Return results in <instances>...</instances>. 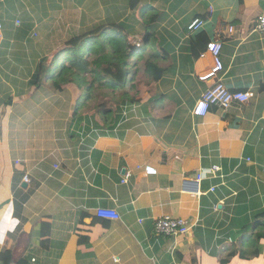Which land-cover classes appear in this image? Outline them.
<instances>
[{"label": "crops", "instance_id": "1", "mask_svg": "<svg viewBox=\"0 0 264 264\" xmlns=\"http://www.w3.org/2000/svg\"><path fill=\"white\" fill-rule=\"evenodd\" d=\"M261 16L264 0H1L0 264H264V240L249 243L264 219ZM109 27L157 51L161 71L145 59L133 99L104 131L73 116L74 86L35 88L61 43ZM199 32L222 43L223 70L208 81L199 77L214 61L200 57ZM218 81L253 97L193 116ZM166 216L189 231L158 235Z\"/></svg>", "mask_w": 264, "mask_h": 264}, {"label": "trees", "instance_id": "2", "mask_svg": "<svg viewBox=\"0 0 264 264\" xmlns=\"http://www.w3.org/2000/svg\"><path fill=\"white\" fill-rule=\"evenodd\" d=\"M149 16L144 19L146 32L140 34L142 42L152 37ZM204 35L199 32L192 39L204 38ZM130 41V37L115 27L99 31L93 28L80 39L71 37L56 48L49 63L45 60L39 66L41 79L35 89L42 90L46 96H57L65 92V87L74 86L79 91V97L72 106L77 121H85L87 127L93 125L104 131L113 129L122 117L123 108L133 99L130 92L137 86L135 77L145 59L149 58L148 71L151 67L156 72L161 71L157 51L146 48V45L144 48L135 46ZM209 41L204 38L203 49L206 50ZM262 220L257 222L256 231L249 240L251 245L264 240Z\"/></svg>", "mask_w": 264, "mask_h": 264}, {"label": "built area", "instance_id": "3", "mask_svg": "<svg viewBox=\"0 0 264 264\" xmlns=\"http://www.w3.org/2000/svg\"><path fill=\"white\" fill-rule=\"evenodd\" d=\"M1 1V0H0ZM203 25L202 21H194L188 28V30L197 31ZM1 29V21H0ZM256 30L264 34V16L258 18ZM75 42H77L75 40ZM138 45V44H136ZM222 49V43L219 41H213L206 45L205 53H202L200 57L205 54H209L213 61V67L203 76L199 77V81H208L212 78L217 77L218 73L223 70V63L220 58ZM253 94L247 91H231L225 87L221 82H216L211 88H208L196 102L192 115L195 117H205L212 108L227 111L233 104H244L247 103ZM219 171V168L213 167L208 173L214 175ZM145 175H155L156 171L151 167L144 168ZM204 178V173H200L196 181L200 182ZM24 182H28L27 177H24ZM96 215L102 219L117 220L118 214L114 210L98 209ZM155 232L158 235L166 237H176L185 235L189 231V225L183 219H175L171 217H163L158 219L154 224Z\"/></svg>", "mask_w": 264, "mask_h": 264}, {"label": "rangeland", "instance_id": "4", "mask_svg": "<svg viewBox=\"0 0 264 264\" xmlns=\"http://www.w3.org/2000/svg\"><path fill=\"white\" fill-rule=\"evenodd\" d=\"M144 47H145V44L142 43V48H144ZM70 86H71V85H70Z\"/></svg>", "mask_w": 264, "mask_h": 264}]
</instances>
